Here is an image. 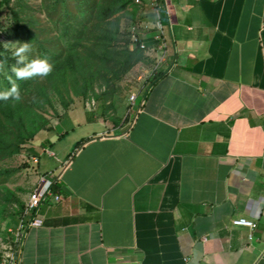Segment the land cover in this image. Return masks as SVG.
Segmentation results:
<instances>
[{"label": "crops", "instance_id": "1", "mask_svg": "<svg viewBox=\"0 0 264 264\" xmlns=\"http://www.w3.org/2000/svg\"><path fill=\"white\" fill-rule=\"evenodd\" d=\"M165 5L160 76L124 130L39 171L58 199L39 204L20 264H264V0Z\"/></svg>", "mask_w": 264, "mask_h": 264}, {"label": "trees", "instance_id": "2", "mask_svg": "<svg viewBox=\"0 0 264 264\" xmlns=\"http://www.w3.org/2000/svg\"><path fill=\"white\" fill-rule=\"evenodd\" d=\"M14 2L16 7L10 8L14 24L26 34L35 53H27L18 62V57L2 53L0 44V61L5 64V72L0 70V93L15 89L19 96V99L13 95L0 98V163L19 153L22 145L39 131L51 128L44 110L46 106L53 107V98L66 109L74 97L82 100L98 97L95 86L107 88L102 94L111 93L108 89L116 80L136 63L146 60L143 49L130 46L129 38L119 27L120 14L134 21L137 6L133 0H75L74 9L65 0H50L46 8L52 22L42 28L37 17L27 15L23 19L19 15L25 8L22 0ZM9 3L10 0H0V9L10 7ZM51 29L54 33H50ZM45 57L52 65L47 74L17 77L16 72L29 61ZM158 76L159 72H153L149 86ZM85 140H79L75 148ZM10 170L0 164V180ZM57 189L56 182L51 187L52 193ZM23 209L24 201L2 180L0 218L5 216L3 213L11 216L10 225L14 228Z\"/></svg>", "mask_w": 264, "mask_h": 264}, {"label": "rangeland", "instance_id": "3", "mask_svg": "<svg viewBox=\"0 0 264 264\" xmlns=\"http://www.w3.org/2000/svg\"><path fill=\"white\" fill-rule=\"evenodd\" d=\"M65 1L70 9H74L75 0ZM22 2L25 8L20 10L19 15L23 19L27 15L32 18L37 17L36 19L41 28L43 25L52 22V18H48V10L46 8L50 0H22ZM14 3V0H10V7L3 6L0 9V44L3 49L2 53L17 57L15 50L21 43H27V37L14 24L10 12V8L14 9L16 7ZM136 8L138 11V7ZM54 11L58 10L55 9ZM119 16L120 31L127 35L130 46H136V43L131 40L130 33L136 30L135 20L138 18V14L136 13L134 21L129 19L124 13ZM33 27L31 26L32 29ZM50 33H54V30L51 29ZM145 34L143 32L138 37L147 45L146 40L143 38L146 36ZM28 46L29 51L23 54L24 58L29 52L35 53V48L29 44ZM144 55L146 57L145 61L136 63L128 73L123 75L121 79L116 80L113 86L109 87L108 91L111 93L102 94V90L107 88L95 86V92L99 93L98 97H88L85 100L74 97L66 109L62 108L56 98H53V107L46 106L44 110V115L49 119L51 128L39 131L32 140L22 145L19 153L0 163L3 167L11 169L2 179L5 185L25 201L36 184L38 177L46 174V172L40 173L39 171L44 168L55 170L59 166L57 165V160L62 161L67 157L68 153L74 151L76 143L81 138H85L91 132L115 134L124 130L130 121L131 96L141 95L147 90L150 84L149 78L155 71L153 69L155 57L145 53V51ZM0 70L5 72V64L1 61ZM138 100L139 98L137 102ZM64 130L67 132L62 137L57 138V135ZM51 151L54 155L48 154ZM32 157H36L37 161L34 162ZM2 215L5 216H2V219L0 218V264L3 262L5 252L8 246L12 244L13 239L9 232V228H13L10 225L13 223V219L4 213Z\"/></svg>", "mask_w": 264, "mask_h": 264}, {"label": "built area", "instance_id": "4", "mask_svg": "<svg viewBox=\"0 0 264 264\" xmlns=\"http://www.w3.org/2000/svg\"><path fill=\"white\" fill-rule=\"evenodd\" d=\"M134 5L138 7L137 14L145 13V11H149V19L147 20L149 23V29L151 28L153 31L152 39L154 44L152 46H147L145 43L138 37L141 35L143 31L140 28H148L146 23L140 21V18H136V30L130 33L131 40L136 43L141 49L145 52L148 51H159V55L155 56V62L153 69L155 70L158 64L163 61L165 50L167 47V41L170 40L169 30L165 29V25L161 21L160 10L165 9V0H133ZM143 19V18H142ZM141 22L143 26H138ZM134 27V28H135ZM134 99V96H131V101ZM47 152V151H46ZM49 155H52L51 152H48ZM33 161L36 162L37 158L32 157ZM58 181L57 173H52L50 171L46 172V174L40 175L38 177L36 184L31 189L27 198L24 201V209L22 216L16 223L14 228H9V232L12 235V244L8 246L7 251L4 255V260L1 264H20L18 254L20 251V245L22 241V237L25 234L26 228L29 226H35L40 223V220L36 217V213L38 210L39 204L47 197L53 196L54 199H58V195L56 193H52L51 187L54 183ZM233 225L245 226L248 228L254 227L253 221L246 219L244 217H236L232 220Z\"/></svg>", "mask_w": 264, "mask_h": 264}, {"label": "clouds", "instance_id": "5", "mask_svg": "<svg viewBox=\"0 0 264 264\" xmlns=\"http://www.w3.org/2000/svg\"><path fill=\"white\" fill-rule=\"evenodd\" d=\"M29 51L27 43H21L15 50V55L18 57V62L24 59V53ZM52 65L48 62L47 58H37L29 61L23 69L16 72L17 77L30 76L32 74H47L51 71ZM8 95H13L14 98L19 99V96L15 93V89H12L8 93H0V98L7 99Z\"/></svg>", "mask_w": 264, "mask_h": 264}]
</instances>
